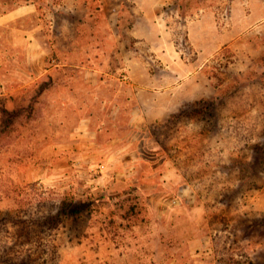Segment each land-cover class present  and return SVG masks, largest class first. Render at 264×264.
<instances>
[{
	"label": "rangeland",
	"instance_id": "1",
	"mask_svg": "<svg viewBox=\"0 0 264 264\" xmlns=\"http://www.w3.org/2000/svg\"><path fill=\"white\" fill-rule=\"evenodd\" d=\"M148 2L162 11L150 12L144 0H111L102 22H88L80 0H0V199L10 202L13 194L61 180L113 187L89 202L85 230L65 238L61 264H192L186 254L197 231L187 213L203 210L180 206L166 194L163 181L176 176L172 162L133 138L141 107L165 96L173 84L168 77L149 76L136 42L117 39L112 24L119 19L143 36V25L129 24L138 15L154 17L167 29L162 13L170 6ZM177 7L186 26L180 43L198 49L197 61L210 71L235 66L233 82L264 106V0H179ZM164 51V62L187 76L191 68L182 63L176 43L166 41ZM99 99L120 108H99ZM85 120L106 121L110 136L117 133L120 141L85 138L77 132ZM95 141L111 153L95 157ZM118 146L122 154L113 155ZM193 147L195 165L200 148Z\"/></svg>",
	"mask_w": 264,
	"mask_h": 264
},
{
	"label": "clouds",
	"instance_id": "2",
	"mask_svg": "<svg viewBox=\"0 0 264 264\" xmlns=\"http://www.w3.org/2000/svg\"><path fill=\"white\" fill-rule=\"evenodd\" d=\"M163 2L170 6L168 13H162L167 29L159 27L154 17L137 15L129 24L143 25L145 34L136 36L112 18L117 39L136 42L134 50L144 71L168 77L173 84L165 96L141 107L133 138L172 162L176 176L163 181L166 194L180 206L203 210L199 215L187 213L197 231L186 254L188 261L264 264V106L244 94L243 84L233 82L238 76L235 66L217 65V71H210L197 61L198 49L180 43L186 26L180 23L179 0ZM110 3L80 0L79 10L88 22H102L101 13L110 10ZM144 3L150 12L152 7L162 11L160 4ZM166 41L176 43L182 63L191 68L187 76L164 62ZM48 47L54 50L51 44ZM193 146L203 153H196L195 165L190 156ZM111 191L113 187L99 181L61 180L13 194L10 202L0 199V264H61L65 238H78L85 230L89 202Z\"/></svg>",
	"mask_w": 264,
	"mask_h": 264
},
{
	"label": "crops",
	"instance_id": "3",
	"mask_svg": "<svg viewBox=\"0 0 264 264\" xmlns=\"http://www.w3.org/2000/svg\"><path fill=\"white\" fill-rule=\"evenodd\" d=\"M134 7L136 8V6H134ZM96 103H97V106H99V108H103V109H106V108H108L110 106L112 107V109L120 108V104L119 103H117L115 101L111 102L109 99H99V101H96ZM111 117H116V114L115 113H111ZM86 119H88V118H86ZM113 130L115 132V129H113ZM77 132L80 135H85L84 136L85 138H87L88 136H93V139H94L98 135H104L105 138L108 141L116 142V141H120V139H121L117 133H112L113 136H110L111 135V128L107 124L106 121H102V120L97 121L96 124H90L89 120H85V121L82 122V124H80L79 130H77ZM94 144L97 145V149H95L97 151H93V153H95V155H94L95 157H96V155H100L99 153H103L104 155L105 154L108 155V154L111 153L110 151H108V153H106L107 150H105L103 148V145L99 144L98 142L95 141ZM122 149H123L122 146H118V147L114 148L113 149L114 150L113 151L114 152L113 155H117V156L121 155L122 154V152H121ZM100 166H103V165L101 164Z\"/></svg>",
	"mask_w": 264,
	"mask_h": 264
}]
</instances>
